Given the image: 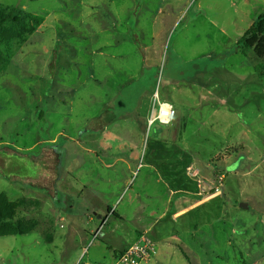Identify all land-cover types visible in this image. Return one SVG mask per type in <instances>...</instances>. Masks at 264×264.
<instances>
[{
  "label": "rangeland",
  "instance_id": "obj_1",
  "mask_svg": "<svg viewBox=\"0 0 264 264\" xmlns=\"http://www.w3.org/2000/svg\"><path fill=\"white\" fill-rule=\"evenodd\" d=\"M0 8L45 19L0 43V194L36 223L0 236V264H113L154 230L147 264H264V69L238 44L264 0ZM159 101L174 118L149 125Z\"/></svg>",
  "mask_w": 264,
  "mask_h": 264
},
{
  "label": "trees",
  "instance_id": "obj_2",
  "mask_svg": "<svg viewBox=\"0 0 264 264\" xmlns=\"http://www.w3.org/2000/svg\"><path fill=\"white\" fill-rule=\"evenodd\" d=\"M254 24L246 30L243 34L241 40L238 42L240 48L247 49L253 51L255 56L258 60L261 61L259 64V68L264 69V14L260 15ZM45 22V19L41 16H35L32 14H27L25 17H20L17 10L13 9L8 11L6 8H0V43H3L7 47H9L14 41H22L25 42L29 35H32L36 32V29L40 27ZM110 113V112H109ZM109 117L106 119L108 123L112 122L115 119V114L108 115ZM105 124L98 125L95 129H103L105 128ZM14 152V151H13ZM48 156V159L45 160V163L51 162L52 159L50 158L51 155L55 154L54 150H51V153ZM55 159L58 158V155H54ZM58 161L56 160V163ZM55 163V164H56ZM52 167V166H51ZM53 169V168H52ZM45 171H48L46 169ZM53 172L56 174V178L52 181L51 179V187H44L47 188L48 192L52 193L54 196V183H56L60 177L58 174L57 164L56 167L54 166ZM50 174V173H48ZM8 179H12L13 176L6 175ZM46 177L48 175H45ZM49 177V176H48ZM177 180V189L180 191L189 192V185L187 182L182 181L181 179ZM174 186V187H176ZM28 204V201L25 198H21L16 201H10L7 198L6 193L0 194V236H9V235H27L31 233L35 227V222L24 221V220H16L15 217L17 214V210L24 208ZM191 205H188V208ZM116 218H120V216L114 211L112 213ZM142 234L139 233L136 240ZM149 236L154 240H159V233L155 230L149 233ZM135 240V241H136ZM127 250V249H125ZM123 251H117L115 258H117L119 254Z\"/></svg>",
  "mask_w": 264,
  "mask_h": 264
},
{
  "label": "built area",
  "instance_id": "obj_3",
  "mask_svg": "<svg viewBox=\"0 0 264 264\" xmlns=\"http://www.w3.org/2000/svg\"><path fill=\"white\" fill-rule=\"evenodd\" d=\"M163 104L166 103L158 102V115L149 122V125H152L157 120L160 124L168 125L173 120L175 111L171 106V114L168 116L167 122L160 117ZM157 253L156 242L149 236V232H144L127 250L117 255L118 257L113 260V264H147Z\"/></svg>",
  "mask_w": 264,
  "mask_h": 264
},
{
  "label": "crops",
  "instance_id": "obj_4",
  "mask_svg": "<svg viewBox=\"0 0 264 264\" xmlns=\"http://www.w3.org/2000/svg\"><path fill=\"white\" fill-rule=\"evenodd\" d=\"M103 129L106 130V129H107V126H106L105 128H103ZM103 129H102V130H103ZM84 149H88V153H89V154H92V155H94V156L96 157V154L91 150V148L84 147ZM96 159H97L98 162H101L100 159L98 158V156L96 157ZM127 165H128V164H127ZM130 165H131V164H130ZM130 165H128V166H129V168H128V171H129V172H130V169L132 168ZM107 167H110V168H111V166H107ZM106 209H107V210H106L107 212L110 211L109 206H107ZM97 211H101V209L97 208ZM98 214H99V213L97 212L96 215H98ZM91 219H92V218H91ZM134 242H135V241H133V242L130 244V246H131ZM130 246L128 245L127 248H129ZM127 248H126V249H127ZM124 250H125V249H124ZM117 251H118V250H117ZM114 259H115V258H114ZM114 259H113V260H114Z\"/></svg>",
  "mask_w": 264,
  "mask_h": 264
},
{
  "label": "bare ground",
  "instance_id": "obj_5",
  "mask_svg": "<svg viewBox=\"0 0 264 264\" xmlns=\"http://www.w3.org/2000/svg\"><path fill=\"white\" fill-rule=\"evenodd\" d=\"M171 114V107L169 104H163L161 106V115L160 117L167 122L168 116Z\"/></svg>",
  "mask_w": 264,
  "mask_h": 264
},
{
  "label": "water",
  "instance_id": "obj_6",
  "mask_svg": "<svg viewBox=\"0 0 264 264\" xmlns=\"http://www.w3.org/2000/svg\"><path fill=\"white\" fill-rule=\"evenodd\" d=\"M240 207H242L245 210L249 209V205L247 203H241Z\"/></svg>",
  "mask_w": 264,
  "mask_h": 264
}]
</instances>
